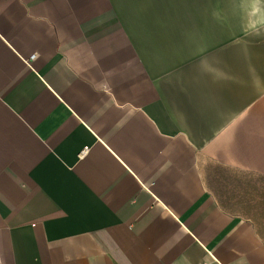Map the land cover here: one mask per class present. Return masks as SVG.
<instances>
[{
    "label": "crops",
    "instance_id": "crops-1",
    "mask_svg": "<svg viewBox=\"0 0 264 264\" xmlns=\"http://www.w3.org/2000/svg\"><path fill=\"white\" fill-rule=\"evenodd\" d=\"M220 171L264 177V0H0V264H264Z\"/></svg>",
    "mask_w": 264,
    "mask_h": 264
},
{
    "label": "rangeland",
    "instance_id": "rangeland-1",
    "mask_svg": "<svg viewBox=\"0 0 264 264\" xmlns=\"http://www.w3.org/2000/svg\"><path fill=\"white\" fill-rule=\"evenodd\" d=\"M219 173L216 190L222 204L264 226V177L234 171Z\"/></svg>",
    "mask_w": 264,
    "mask_h": 264
},
{
    "label": "built area",
    "instance_id": "built-area-1",
    "mask_svg": "<svg viewBox=\"0 0 264 264\" xmlns=\"http://www.w3.org/2000/svg\"><path fill=\"white\" fill-rule=\"evenodd\" d=\"M88 147L84 148L83 153H86L88 151Z\"/></svg>",
    "mask_w": 264,
    "mask_h": 264
}]
</instances>
